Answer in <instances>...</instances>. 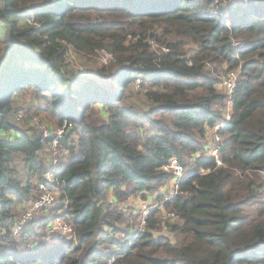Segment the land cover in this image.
<instances>
[{
	"label": "trees",
	"instance_id": "trees-1",
	"mask_svg": "<svg viewBox=\"0 0 264 264\" xmlns=\"http://www.w3.org/2000/svg\"><path fill=\"white\" fill-rule=\"evenodd\" d=\"M95 51L112 59L71 67L70 52ZM231 70L228 93L219 77ZM26 88L51 123L73 124L75 138L67 135L72 155L53 172L58 204L13 237L15 205L44 179L38 139L10 121ZM219 123L222 165L205 154ZM171 158L186 171L165 204L175 215L167 234L153 235L151 211L133 237L123 204L162 199ZM56 217L73 239L28 240ZM109 261L264 264V0H0V264Z\"/></svg>",
	"mask_w": 264,
	"mask_h": 264
},
{
	"label": "built area",
	"instance_id": "built-area-1",
	"mask_svg": "<svg viewBox=\"0 0 264 264\" xmlns=\"http://www.w3.org/2000/svg\"><path fill=\"white\" fill-rule=\"evenodd\" d=\"M30 22L35 24V22L28 19ZM128 38H130L128 36ZM153 41V40H152ZM163 51H167L165 47H161ZM112 56L108 53H105L102 61L106 63L108 60H111ZM220 86L224 87L228 93H231L235 87L236 80L238 78V72L235 70L228 71L227 73L220 75ZM140 83V79H136L134 82L135 86L138 87ZM17 119L22 118L23 111H17L15 113ZM226 120L229 119V110L225 112ZM222 123L216 124L211 128V132L208 133L210 137L209 145L205 154L213 157V160L216 165H222L221 159L219 157V148L218 142L220 141V136L218 134V130L222 126ZM34 135L38 139L41 149L46 153L47 158L49 160L47 162V169L43 180H39L35 186L34 196L28 201V203L24 204L20 213L14 218V222L11 228V235L13 237H19L20 233L24 230L26 224L38 213H47L51 208L58 204V188L61 186L60 182L56 180L53 172L60 170L66 161L72 155V152L68 150L67 147L63 145V139L70 134L73 124L64 119L62 123L55 127H48V125L38 117H35L30 124ZM165 171H170L172 173V179L165 185L164 187V197L160 200H154L152 202L143 201L140 205H138V211L135 213L138 216L137 221L133 223L132 235L133 237L139 235L140 233L146 231L148 224V216L151 211H156V213H161L162 221H158V225L160 226L159 232L157 234V230H152L154 236H159L163 234H167L168 228L165 226L164 222L171 220L175 217L173 212H170L165 209V204L175 195L178 194V183L185 176L186 169L183 168L175 158L169 159L168 163L163 166ZM177 170H182L181 175L179 177L176 176ZM203 172V169L200 170ZM47 195L50 198L55 200V203L52 204L50 208H46L45 205L41 204L39 208H35L34 205L44 196ZM31 213V214H30ZM129 219H132L131 215L127 213ZM27 217V219H25ZM23 221V223H21ZM60 221H65L62 218L56 217L54 218L47 227H50L51 231H55L57 233V240H69L74 238L73 233H69L68 235H61L62 231H65L69 226L67 223H60ZM162 223V224H161ZM14 227H19V232L17 234H13L12 229ZM111 261H109V264Z\"/></svg>",
	"mask_w": 264,
	"mask_h": 264
},
{
	"label": "rangeland",
	"instance_id": "rangeland-1",
	"mask_svg": "<svg viewBox=\"0 0 264 264\" xmlns=\"http://www.w3.org/2000/svg\"><path fill=\"white\" fill-rule=\"evenodd\" d=\"M148 43L151 44L152 46L154 45V41H152V40H149ZM104 55H105V53L102 52V51H95V54L91 55V56L77 55L74 52H70L68 60L71 63V67L73 69H75V70L84 71V70L89 69V71H92L93 69H95V67L98 65V63L99 64L100 63L101 64H106V63H108L110 61V60H108L106 63H104L102 61V59L104 58ZM225 71L221 72L220 75L224 74ZM45 105L46 104H45L44 100L42 98L35 97L33 92L30 89L26 88L23 91H20V92L18 91V93H16L14 95V98H13V101H12V107H11V110L9 112L10 113V121H11V123L14 125V127L16 129H18V130H29V131H32L33 134H34V132H33L32 128H31L30 124H31V121L35 117L41 118L48 125V127L58 126L56 124L51 123V121L48 118L49 115L46 112L38 110L39 108L45 107ZM17 111H23L22 118L17 119V117L15 116V113ZM69 136L71 137L70 140H73L75 138L74 135H69ZM66 137L63 139V145L65 147H67L66 146ZM41 153H42L41 157H42V160L44 162V176H45L46 169H47V162L49 160V157L47 158L46 153L43 150H42ZM13 165H14L16 171L19 172V174H21V175L24 174L25 168H24V165L22 164L20 158H16L14 160ZM38 181H39L38 179L32 181V184H33L32 186L33 187H32V190H31L30 197L34 196L35 186H36ZM143 201L152 202V201H154V198L151 197V196L134 197V198L132 197L127 202H125L126 206H125V204H123L125 211L131 215L133 222L137 221L138 216H136L135 213H137V211H138V205H140ZM26 203H28V201L24 202V203L19 202V203H17L15 205V207H14V218L20 213L23 205L26 204ZM38 217L39 216H37L36 218L34 217L35 219L33 220V222H35V220ZM157 217H158L159 221H162L161 213L158 212L157 213ZM14 218H13V222H14ZM126 218L128 219L127 215H126ZM52 220L53 219H51L48 222V224ZM33 222H31L27 226L26 229H28L29 226ZM48 224H47V226H48ZM12 225H13V223H12ZM122 225L126 226L125 221H124V223ZM47 226H45L46 228H41V229H37V230L35 229V233H37V235H39V236L29 237L28 240L31 241V242H34V241L38 240V238H40V235H41L42 240L51 239L53 241H58L57 240V233L55 231H51L50 227H47ZM11 228H12V226H11ZM125 228L126 227H124V229ZM156 232H157V234H160L159 230H157ZM171 240L174 241V237L173 236H171Z\"/></svg>",
	"mask_w": 264,
	"mask_h": 264
},
{
	"label": "clouds",
	"instance_id": "clouds-1",
	"mask_svg": "<svg viewBox=\"0 0 264 264\" xmlns=\"http://www.w3.org/2000/svg\"><path fill=\"white\" fill-rule=\"evenodd\" d=\"M182 170H177L176 172V176L179 177L181 175ZM55 203V200L50 198L47 195H44L35 205V208H39L41 204L45 205L46 208H50L52 206V204ZM31 214V213H30ZM25 219H27V217H25ZM23 223V221L21 222ZM60 223H67L69 226L67 227V229L65 231H62L60 234L61 235H68L69 233H73V228L70 225V222L68 221H60ZM13 234H17L19 232V227H14L12 229Z\"/></svg>",
	"mask_w": 264,
	"mask_h": 264
}]
</instances>
